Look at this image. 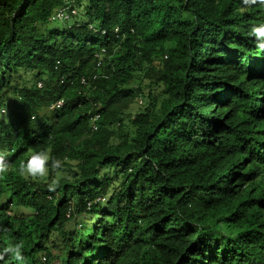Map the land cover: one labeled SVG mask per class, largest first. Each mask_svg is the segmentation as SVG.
I'll use <instances>...</instances> for the list:
<instances>
[{
	"label": "trees",
	"instance_id": "obj_1",
	"mask_svg": "<svg viewBox=\"0 0 264 264\" xmlns=\"http://www.w3.org/2000/svg\"><path fill=\"white\" fill-rule=\"evenodd\" d=\"M262 22L242 0H0V251L264 264V53L249 35ZM30 148L65 160L55 192L16 172Z\"/></svg>",
	"mask_w": 264,
	"mask_h": 264
},
{
	"label": "clouds",
	"instance_id": "obj_2",
	"mask_svg": "<svg viewBox=\"0 0 264 264\" xmlns=\"http://www.w3.org/2000/svg\"><path fill=\"white\" fill-rule=\"evenodd\" d=\"M242 4L248 7L253 5L264 7V0H242ZM249 35L254 38L258 53H264V22L254 25ZM7 116L8 109H0V118ZM7 155L6 152L0 151V174L7 173L12 167ZM64 163V159L53 156L48 148H42L38 151L30 148L26 153V159L19 162L16 172L23 179L43 183L50 192H55L60 187L61 180L64 179ZM0 230L6 229L0 226ZM24 248L25 243L23 241L8 242L0 251V260L10 255L19 264H25Z\"/></svg>",
	"mask_w": 264,
	"mask_h": 264
},
{
	"label": "built area",
	"instance_id": "obj_3",
	"mask_svg": "<svg viewBox=\"0 0 264 264\" xmlns=\"http://www.w3.org/2000/svg\"><path fill=\"white\" fill-rule=\"evenodd\" d=\"M77 10L75 8L71 9V5L68 4L65 7L59 8L56 13L52 16V19H58L60 21H66L69 20L71 18L72 15L76 14ZM83 83H86L85 78H83ZM39 85L41 86L42 83L39 82ZM63 105V100L60 99L57 102L53 103L51 105V109H57L59 107H61ZM100 114L99 113H95L93 114V116L91 117V124H92V128L93 130H97L98 129V124H97V120L99 119Z\"/></svg>",
	"mask_w": 264,
	"mask_h": 264
},
{
	"label": "rangeland",
	"instance_id": "obj_4",
	"mask_svg": "<svg viewBox=\"0 0 264 264\" xmlns=\"http://www.w3.org/2000/svg\"><path fill=\"white\" fill-rule=\"evenodd\" d=\"M77 15H79V18H83L84 17V13H83V11L81 12V11H78V14ZM64 24H65V22L64 21H62ZM62 22H59V21H56L55 23H54V25H61L62 24ZM42 83V82H41ZM145 104H146V99L145 98H142V97H138L137 98V100H136V102H134L133 104H132V110L133 111H136V110H138L139 108H141V107H144L145 106ZM104 172H108L109 174H110V176H115V175H118V173L115 171V169L114 168H112V169H105V170H102V173H104ZM68 173L66 172V171H63V175L64 176H66ZM13 208H14V212H16V213H29L30 212V209L29 208H27V207H25V206H21V205H17L16 206V204H15V206H12ZM72 224H73V222H72ZM54 253H56V250L54 249ZM44 255L45 254H40V257L43 259V260H45L46 258L44 257ZM47 257V256H46Z\"/></svg>",
	"mask_w": 264,
	"mask_h": 264
}]
</instances>
